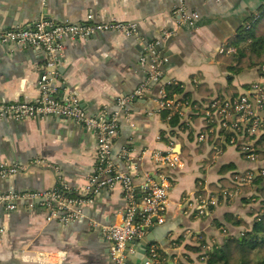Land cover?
<instances>
[{"label":"crops","instance_id":"obj_1","mask_svg":"<svg viewBox=\"0 0 264 264\" xmlns=\"http://www.w3.org/2000/svg\"><path fill=\"white\" fill-rule=\"evenodd\" d=\"M183 1L190 14H198L196 24H181L175 14L179 0H0L2 30L31 27L41 16L60 24L83 23L92 15L94 23L137 25V35L132 37L113 31L64 41L57 99H76L92 117L103 109L114 112L118 97L147 83L148 72L140 61L148 44L158 43V53L166 59L160 82L150 83L142 98L125 106L113 148V160L121 172H128L127 165L137 169V187L149 175L169 188L164 223L152 221L142 239L126 247L127 264H146V258L147 264H205V251L193 248L204 240L206 250H212L215 244L241 235L246 228L232 226L227 216L252 226L257 217L254 210L260 208L259 202L245 203L251 194L241 190L218 193L217 205L205 216L197 213L193 200L200 189L211 190V184L233 172H264V160L250 162L240 152V138L237 145L232 144L233 139L219 129L216 135L199 140L207 118L201 111L209 100L224 97V102H230L260 80L257 68L230 80L219 55L236 53L230 39L250 17L258 16L264 0ZM164 30L172 32L168 39L163 38ZM44 62L41 49L0 44V102L35 101ZM172 86L182 93L168 97ZM161 88L173 104L165 111L158 105ZM176 117L180 122L173 126ZM123 149L129 152L127 165L119 159ZM170 152L180 157L179 167L156 162V153ZM0 162L26 169L13 180H0V194L44 193L61 184L71 198L92 197L91 203L79 208L83 218L68 225L48 221L43 200H36L32 210L23 201L9 215L2 208L6 233L0 240V264H44L48 259L52 264H114L104 228L122 222L127 202L121 184L94 193L90 179L98 162L93 131L56 116L0 120ZM226 166L233 169L226 171Z\"/></svg>","mask_w":264,"mask_h":264},{"label":"built area","instance_id":"obj_2","mask_svg":"<svg viewBox=\"0 0 264 264\" xmlns=\"http://www.w3.org/2000/svg\"><path fill=\"white\" fill-rule=\"evenodd\" d=\"M179 7L175 14L180 17L181 24L194 25L199 16L187 11L183 0H179ZM94 17L88 15L83 23H56L48 18L39 17L31 27L15 28L10 30L0 29V44L14 45L21 48L32 47L44 52L45 62L43 74L39 82L40 94L33 102H0V120L25 121L30 119H44L49 116L59 117L61 120H70L93 131L97 137V169L96 175L90 179L97 194L102 187H113L121 184L124 191V199L127 202L123 220L104 228V236L110 243V255L114 264H127L126 247L129 242L142 239L144 227L149 226L156 218L160 224L164 223L167 211L168 186L158 184L152 176L145 175L139 187L134 183L138 177L137 169L128 163V150L123 149L119 159L127 165L128 172H121L113 160V148L117 141L120 129L122 112L126 105L138 98H142L149 91V84H158L162 78L161 66L166 61L158 53V43H151L145 47V53L141 58V66L148 72L147 83L140 86L132 94L118 97L117 110L109 112L103 109L97 116H90L79 105L76 99H57L58 87L56 80L57 68L64 51V41L85 40L97 33L118 31L126 37L137 35V25L134 23H106L93 22ZM163 38L168 39L172 32L163 31ZM158 105L160 111H165L173 106L172 101L166 97L165 90L160 89ZM179 106L174 108L178 110ZM206 130L199 135V140L204 141L208 134H217L223 129L238 135L231 139L232 144L237 145L238 139H244L245 134L257 137L264 134V65L260 69V80L253 82L243 94L230 102L216 100L210 105L206 113ZM213 124V125H212ZM208 127V128H207ZM242 136V137H241ZM241 152L250 162H257L258 155L252 144L241 143ZM156 162L165 163L170 168L180 166V157L173 152L167 155L155 154ZM125 165V166H126ZM26 169L16 164L0 162V180L15 176ZM264 176V172L257 174L248 171L241 178L242 184H252L258 176ZM141 197L138 199V192ZM205 195H197L193 204L200 216H205L210 208L217 205L219 194L210 189L202 188ZM67 188L61 184L53 190L44 193H7L0 194V210L3 208L6 214L18 210L23 201L28 202V208L34 209L36 200H43V206L47 212L48 221H58L62 225H68L83 218L79 209L83 205L92 202V197L75 199L67 195ZM223 194L227 193L226 191ZM140 220L138 221V217ZM4 219L0 212V240L5 236L6 229ZM154 252V251H152ZM48 259V258H47ZM44 264H52L46 260Z\"/></svg>","mask_w":264,"mask_h":264},{"label":"trees","instance_id":"obj_3","mask_svg":"<svg viewBox=\"0 0 264 264\" xmlns=\"http://www.w3.org/2000/svg\"><path fill=\"white\" fill-rule=\"evenodd\" d=\"M229 45L237 50L236 53L228 56L220 54L219 59L228 68L230 80L233 75H238L246 70L257 68L260 71L264 65V7L260 10L258 16L254 15L247 20L246 25L230 39ZM167 91L170 92V96L168 97H172L174 93H182V90L175 86L169 87ZM187 96L184 95V99ZM216 100H209L208 107L204 111H201V115L204 118H206V113L209 111L210 105ZM224 100V97H221L220 101ZM179 122L180 118L176 117L173 118L171 124L177 126ZM205 123L208 125L207 119ZM221 130L229 139L241 135L240 133L235 134L231 131ZM210 138L213 140L214 136L210 135ZM242 142L252 144V147L258 155V160H264V134H260L257 137H251L245 134ZM215 144L217 145V143ZM238 149H241V145H238ZM231 169H233L232 166H226L224 168L226 171H230ZM247 172H233L229 178L221 179L218 183L210 185L211 191L214 193L241 190L243 193L251 194L250 198L244 199V202H259L260 208L254 210V214H257V217L252 226H249L245 221L237 219L233 215L227 216V220L232 226L246 228V231L242 232L241 235L229 237L222 245L215 244L212 250H206L204 240L200 242L201 245L199 247L193 248L196 252L205 251L202 255L205 259V264H264V176L258 175L252 184H242L241 178ZM201 194L205 195L203 191L197 193V195Z\"/></svg>","mask_w":264,"mask_h":264},{"label":"water","instance_id":"obj_4","mask_svg":"<svg viewBox=\"0 0 264 264\" xmlns=\"http://www.w3.org/2000/svg\"><path fill=\"white\" fill-rule=\"evenodd\" d=\"M196 23H197V22H196ZM196 23H195V24H196ZM9 178L13 180V179H14V176L9 177ZM4 180H5V179H4ZM137 192H138V197L140 198V197H141V195H140V191L137 190ZM153 222H154V223H157V219L154 218V219H153ZM144 228H146V227H144ZM148 228H149V227H147L145 230H148ZM131 243H132V242H129V243L127 244V247H129V245H130ZM149 262H150V261L146 258V259H145V263L147 264V263H149Z\"/></svg>","mask_w":264,"mask_h":264}]
</instances>
